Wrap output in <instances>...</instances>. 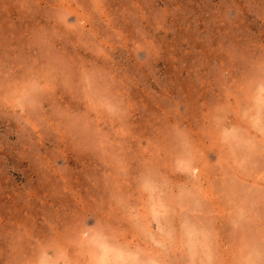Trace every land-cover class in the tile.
<instances>
[{"label": "rangeland", "instance_id": "374dc122", "mask_svg": "<svg viewBox=\"0 0 264 264\" xmlns=\"http://www.w3.org/2000/svg\"><path fill=\"white\" fill-rule=\"evenodd\" d=\"M41 30L62 36L57 48L74 72L91 63L108 70L123 114L96 118L105 137L75 139L50 110L43 121L25 115L22 128L0 90V264H35L81 222L102 220L132 239L125 213L144 207L140 182L150 173L200 194L201 219L216 231L214 264H237L244 239L228 223L231 192L264 190V164L234 170L215 121L226 112L235 121L258 83L251 66L264 58V0H0V84L38 59ZM50 105L82 107L60 87ZM177 128L191 144L194 179L172 171ZM174 248L165 264H189L179 235ZM196 252L203 264L206 250Z\"/></svg>", "mask_w": 264, "mask_h": 264}, {"label": "clouds", "instance_id": "9594fccd", "mask_svg": "<svg viewBox=\"0 0 264 264\" xmlns=\"http://www.w3.org/2000/svg\"><path fill=\"white\" fill-rule=\"evenodd\" d=\"M58 20L64 23L65 17L61 15ZM61 39L57 32L48 35L41 30L36 34L38 59L19 77L10 75L6 83L0 84V90L8 96V107L22 128L25 115H36L43 121L50 110L73 138H103L105 133L96 118L114 119L123 114L114 90V77L95 63L81 64L74 72L57 48L56 42ZM251 76L258 83L248 103L235 113V121L228 120L227 112L215 121L217 142L234 170L240 173L258 163L264 164V58L252 63ZM57 87L71 94L82 107L50 105L45 109L46 99ZM176 133L181 137V145L172 161V171L194 179L198 169L190 154L187 133L178 128ZM177 159L183 161L182 166L177 167ZM140 190L145 194L144 207L135 214L125 213L132 239L102 220L92 225L81 222L73 237L42 247L35 264H165L168 254L175 251L178 235L188 250L189 264H200L198 245L207 252L203 264H214L211 253L216 231L212 221L201 219L205 213L200 194L188 184L174 183L160 173L142 177ZM231 196L233 210L228 223L244 239L237 264H264V190L241 187L233 190ZM116 203L125 205L122 197H117ZM253 230L256 234L248 238Z\"/></svg>", "mask_w": 264, "mask_h": 264}]
</instances>
